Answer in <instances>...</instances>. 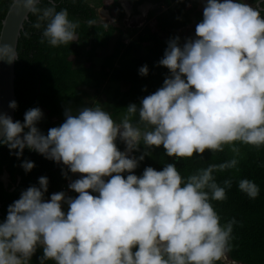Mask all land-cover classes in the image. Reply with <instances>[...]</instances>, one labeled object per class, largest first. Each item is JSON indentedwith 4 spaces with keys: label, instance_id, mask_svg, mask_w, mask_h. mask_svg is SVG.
<instances>
[{
    "label": "clouds",
    "instance_id": "9594fccd",
    "mask_svg": "<svg viewBox=\"0 0 264 264\" xmlns=\"http://www.w3.org/2000/svg\"><path fill=\"white\" fill-rule=\"evenodd\" d=\"M40 5L41 0H11L9 10L36 16L32 27L41 30V43L76 41L79 21L68 9L57 10L56 0ZM18 58L16 47L0 43V61ZM158 64L170 70L163 85L129 104L118 119L93 103L75 114L67 109L64 122L45 134L38 127L44 117L39 107L28 109L23 122L0 113V145L17 157L27 148L62 162L66 178L69 170L84 174L69 178L75 197L59 191L46 200V176L21 192L0 221V264H32L38 248L39 264L230 262L236 221L221 223L212 201L226 199L232 180L221 186L214 173L237 169L239 144L264 147V0H204L195 35L183 42L178 35L170 38ZM139 73L148 75L149 67L141 66ZM17 106L10 101V108ZM161 146L177 158L225 146L234 155L186 177L171 162L135 174ZM21 166L27 172L35 164L24 160ZM238 187L250 198L259 195L253 180L242 178Z\"/></svg>",
    "mask_w": 264,
    "mask_h": 264
},
{
    "label": "trees",
    "instance_id": "16d2710c",
    "mask_svg": "<svg viewBox=\"0 0 264 264\" xmlns=\"http://www.w3.org/2000/svg\"><path fill=\"white\" fill-rule=\"evenodd\" d=\"M253 3V0H249ZM175 2V3H173ZM133 11L143 4H152L148 18L154 16L137 37L126 40L122 20L126 12L120 0H56L57 10L67 8L70 18L79 21L77 39L67 45L53 47L47 42L41 43V30L32 27L36 16L29 14L18 41L19 58L15 63V93L17 108L15 120L23 122L25 112L39 107L44 117L38 127L47 134L51 127L59 126L66 119L65 111L71 109L73 114L84 106H92L100 95L104 96V105L114 118H119L131 103H139L144 97L163 85L170 70L158 61L163 57L167 42L174 36H180L182 28L196 25L202 20L203 13L199 0H129ZM173 3V4H172ZM11 0H0V32ZM48 0H41V7L47 6ZM162 4L168 9L163 10ZM190 4V5H189ZM109 9L117 24L102 17L100 8ZM95 24L89 25L88 20ZM30 33L25 36L24 33ZM87 41L89 65H76L75 59L83 53L81 43ZM106 50L101 64L96 67L92 58L99 51ZM149 67V73L142 76L139 68ZM138 118V117H137ZM136 119V118H134ZM117 145L124 151L126 145L117 140ZM241 156L237 169H226L214 173L218 183L223 186L226 179L232 180L226 189V199L213 200L212 204L221 217V223L235 219L231 250L227 253L231 261L243 264H264V147L239 144ZM6 145H0V221L6 219L8 206L18 199L23 190L31 185H39V177L49 179L48 192L51 194L65 191L75 197V191L68 188L76 175L68 172L66 178L62 169L67 167L55 163L44 155L25 148L23 156L17 157ZM143 152L134 154L139 156ZM229 146L223 151L206 150L202 155L177 158L166 155L163 147L154 148L151 155L145 156L135 174L142 175L147 166L161 170L166 163H175L182 176H188L197 169L209 164H219L233 157ZM24 160H31L35 167L25 171L21 166ZM8 174L6 183L2 178ZM127 175V173H125ZM242 178L253 180L259 186V195L250 198L238 187ZM68 205H64L67 211ZM43 249L38 248L32 257V264H39ZM46 264H54L48 261ZM217 264H229L222 259Z\"/></svg>",
    "mask_w": 264,
    "mask_h": 264
},
{
    "label": "water",
    "instance_id": "95a60500",
    "mask_svg": "<svg viewBox=\"0 0 264 264\" xmlns=\"http://www.w3.org/2000/svg\"><path fill=\"white\" fill-rule=\"evenodd\" d=\"M29 14L27 11H24L21 15H17L15 12L10 10L7 11V14L2 22V28L0 32V43L11 44L13 47L18 46V41L21 36V32L24 28V22L29 19ZM18 52V51H17ZM15 62L8 63L7 61H0V113L9 114L15 121V109L9 107L10 101H16L15 93ZM62 164V162L57 163ZM66 166V165H64ZM67 167V166H66ZM77 178L81 177L82 173H73ZM8 174L4 173L2 178L7 183ZM229 264H243L241 262L230 261Z\"/></svg>",
    "mask_w": 264,
    "mask_h": 264
},
{
    "label": "rangeland",
    "instance_id": "374dc122",
    "mask_svg": "<svg viewBox=\"0 0 264 264\" xmlns=\"http://www.w3.org/2000/svg\"><path fill=\"white\" fill-rule=\"evenodd\" d=\"M122 1V3H124L125 4V7H126V2H127V0H121ZM173 3H175V2H173ZM172 3V4H173ZM190 5V4H189ZM102 9H105L104 7H101ZM100 8V9H101ZM127 8V7H126ZM199 8H200V10L202 11V13H203V8H204V0H199ZM101 9V10H102ZM143 10V9H142ZM146 12V9L144 10V13ZM147 13V14H146ZM145 13V17H146V21H144V23H146L147 21L148 22H150V21H152V20H150V18H148V15H149V13L148 12H146ZM126 19L128 20V22L126 23V24H124L123 25V29L125 30V33H126V40L128 41L131 37H137V35L143 30V26H141V22H139L138 20H136V21H133L132 19H131V14H130V16H128V17H126ZM125 19V20H126ZM110 20V19H109ZM111 22V21H110ZM142 23H143V21H142ZM179 33H180V35L182 36V37H191V36H194L195 35V27L193 26V25H190V26H188V27H185V28H182L180 31H179ZM183 42V41H182ZM81 47H82V49H83V53H82V55L80 56V57H78V58H76L75 59V64L76 65H82V64H85V65H89V63L90 62H88L87 60H86V57H88V55H89V47H88V43H87V41H85V42H83V43H81ZM105 52H106V50H101V51H99V53H98V55H96V56H94L93 58H92V61H93V63L96 65V67H98L100 64H101V62H102V60H103V57H104V54H105ZM103 101H104V96H102V95H100V97L98 98V100H95L93 103H96V104H100L106 111H108L107 110V108H106V106L104 105V103H103ZM93 105V104H92ZM9 179V177L7 176V179L6 180H8ZM46 200H50V199H46ZM225 260H226V258H225ZM227 260H229V261H231L230 259H229V257H228V254H227Z\"/></svg>",
    "mask_w": 264,
    "mask_h": 264
},
{
    "label": "crops",
    "instance_id": "0c3cea01",
    "mask_svg": "<svg viewBox=\"0 0 264 264\" xmlns=\"http://www.w3.org/2000/svg\"><path fill=\"white\" fill-rule=\"evenodd\" d=\"M122 3V2H121ZM128 4V2H126V7H125V4L124 3H122V5H124V7L126 8L125 9V12H126V15H125V18L122 20V24L124 25V24H126L127 22H128V20L126 19V17H128V16H130V14H131V19L133 20V21H136V20H138L139 22H141V26H143L142 28H144L145 26H146V24L147 23H149L148 21L146 22V23H144V21H146L145 19H146V17H145V13L146 12H148V13H150V10H151V8L153 7L152 6V4H143V5H141V6H139L138 7V11L137 12H134L133 11V8L132 7H130L129 5H127ZM102 9V8H101ZM100 9V14L102 15V17L104 18V19H106V20H109V21H112V19H115L112 15H111V13H110V11H109V9H107V8H105V9H102L101 10ZM143 9V10H142ZM146 9V12L144 13V10ZM147 14V13H146ZM126 19V20H125ZM142 21H143V23H142Z\"/></svg>",
    "mask_w": 264,
    "mask_h": 264
},
{
    "label": "built area",
    "instance_id": "2783aa9c",
    "mask_svg": "<svg viewBox=\"0 0 264 264\" xmlns=\"http://www.w3.org/2000/svg\"><path fill=\"white\" fill-rule=\"evenodd\" d=\"M161 8H162L163 10H166V9H168V6H167L166 4H162V5H161ZM150 20H152V21H150V22H154V16L151 17ZM111 22L114 23V24H117V23H118L116 19H112ZM116 22H117V23H116ZM69 182H70V181H69Z\"/></svg>",
    "mask_w": 264,
    "mask_h": 264
},
{
    "label": "flooded vegetation",
    "instance_id": "af4514ba",
    "mask_svg": "<svg viewBox=\"0 0 264 264\" xmlns=\"http://www.w3.org/2000/svg\"><path fill=\"white\" fill-rule=\"evenodd\" d=\"M120 1H121V0H120ZM121 2H122V1H121ZM127 2H128L127 5H129L130 7H132L131 4L129 3V0H127ZM248 2L251 3L249 0H248ZM147 4H149V3H147ZM144 5H145V4H144ZM123 7H124V5H123ZM124 9H126V8L124 7Z\"/></svg>",
    "mask_w": 264,
    "mask_h": 264
}]
</instances>
